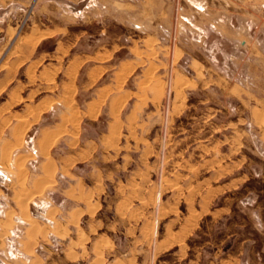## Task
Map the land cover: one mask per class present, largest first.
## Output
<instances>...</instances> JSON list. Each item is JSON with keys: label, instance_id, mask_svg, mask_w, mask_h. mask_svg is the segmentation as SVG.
I'll list each match as a JSON object with an SVG mask.
<instances>
[{"label": "rangeland", "instance_id": "obj_1", "mask_svg": "<svg viewBox=\"0 0 264 264\" xmlns=\"http://www.w3.org/2000/svg\"><path fill=\"white\" fill-rule=\"evenodd\" d=\"M204 1L203 5L202 0L194 3L191 0H151V6L156 4L153 15L137 22L143 27L134 25L133 21L120 22L114 13L92 16L97 8H92L89 18L80 14L76 24L75 18L69 16L71 20L67 23L71 26L63 39L71 47L66 46L67 54L61 59L60 68L55 60L50 61L52 77L48 82H42L39 62L34 64L32 73L15 70L20 78L17 86L21 89L0 108L2 137L9 136L15 121L28 120L31 126L47 121L43 116L46 102L51 105L64 102L67 87L59 83L68 80V67L64 74L63 71L68 53H73L74 42L77 41L78 46L84 39L86 48L90 49L108 40L115 50H121L116 60L129 54L130 63L135 67L121 83L117 81L119 86H116L114 76L119 65L111 67L108 75L114 84V94L127 90L119 98L124 104L118 111V118L114 117L119 132L109 146H105L101 136L109 133L108 125L113 120L107 109L111 95L101 89L99 114L96 118L91 117L86 112V104L103 81L82 90L80 82L85 72L77 75V97L73 98L72 106H67L80 117L77 127L67 123L66 134L53 143L59 146L65 139L76 147L77 159L70 164L67 175L59 171L61 154L53 153L51 149L50 158L40 156L36 138L38 129L32 133L28 131L23 140L21 149L30 150L26 162L28 176L18 183V187L28 184L33 171L43 161L47 166L42 169L48 174L39 191L40 196H26L23 199L26 204L32 199L33 203L55 206L51 197L53 190L61 191L68 182H77V192L82 195L91 194L87 201H77L81 206L74 221H63L65 231L60 229V234L57 229L62 240L48 237L54 230L47 224L45 242L56 251L66 250L67 259L86 264H175L178 254L175 251L166 254V249L178 246L182 248V254L185 253L191 243V233L200 226L201 213L197 209L206 207L208 210L215 206L220 186L234 176V168L242 163L240 157L256 174V184L252 186L263 190L260 196L249 197L251 204L261 203L264 211V178L259 175L264 173V111L254 113L256 122L249 118V107L254 104L247 99L243 101V94L233 89L240 84L258 93V98H264V71L248 75L244 65L241 67L235 62L239 53L233 32L217 24V15L209 17L202 13V7L207 4L209 11L217 12L218 0ZM29 2L24 14L26 24L24 29L18 28L17 35L22 32L25 35L24 32L31 30L42 0ZM90 2L64 1L60 6L77 13ZM92 3L96 4L95 1ZM227 3V9H232V1ZM227 20L232 27V16ZM42 21L45 25L52 24L46 18ZM82 33L84 38L79 39ZM40 40L37 36H19L18 45L29 44V49L36 50ZM53 48V43H49L41 49ZM59 69L62 72L57 74ZM25 75H28V83ZM197 81L207 87H199ZM28 88L35 90L29 94ZM41 90L44 92L40 93ZM42 96H46L44 104L37 107ZM206 99L209 104L204 103L207 107L203 109L187 106L189 101ZM69 114L65 111L51 120L61 124L62 118ZM221 123L226 124L225 129L219 128ZM84 124L97 128L101 136L84 129ZM72 130L75 133H69ZM73 140H77L76 145L71 144ZM73 150L75 148L70 151ZM246 164L241 167L246 169ZM51 165L52 169L49 168ZM2 169L10 173L14 170L13 155ZM12 179L10 174L4 183L16 186V180ZM86 204L90 213H79L83 208L86 210ZM60 215L67 217L63 209L54 207L48 216L55 222L59 221ZM248 221L252 224V217L248 216ZM259 239L260 243L264 242V237Z\"/></svg>", "mask_w": 264, "mask_h": 264}, {"label": "crops", "instance_id": "obj_2", "mask_svg": "<svg viewBox=\"0 0 264 264\" xmlns=\"http://www.w3.org/2000/svg\"><path fill=\"white\" fill-rule=\"evenodd\" d=\"M28 1L30 0H0L2 5L0 7V108L10 101L11 95L18 93L21 89L17 86L20 80V78H17V71H15L17 68L25 70L26 73L29 71L32 73L34 64L39 62L38 66L42 65L40 69V74L43 76L42 82L46 84L47 80L52 77L49 73L51 70L50 64L52 63L50 61L55 60L58 63L57 67H61V59L67 54L65 53L66 46H70L69 44L66 45L65 39H63L65 32L71 26L67 23L71 20L69 16L75 18L74 23L76 24L80 14L89 18L92 8H97L92 16L94 14H96L95 16H101L114 13L117 14L120 22L133 21L134 25L142 26V23L139 25L137 22L142 20V17L153 15L156 5L154 3V7L151 6L149 3L151 0H90V5L81 8L76 13L70 12L60 5H63L64 1L76 2L79 0H42L36 10L31 30L24 32L25 35L22 34L23 32L17 35L18 28L24 22L25 11L30 4ZM92 1H95L96 4L94 3V5ZM227 1H232V9H227L229 5ZM191 2L194 3L195 0H191ZM204 3L205 1L202 0L203 5ZM217 5V12L209 11V5L207 4L206 7H202V13L209 17L217 15V24H221L228 31L233 32L234 42L237 43L236 47L239 53L237 58L235 57V62H239L238 64L241 67L244 65L248 75H252L257 71H264V0H218ZM227 16L228 18L232 16V27L230 20L228 21V18H226ZM43 18H46L52 24L45 25L42 21ZM208 20L210 22V19ZM207 26H210L209 23ZM103 30L104 28L101 29V31ZM19 36L39 37L41 40L38 42V48L31 50L29 44L26 46L18 45ZM83 36L82 33L79 39L84 38ZM107 42L108 40L100 44L97 43L93 47L89 46L94 51L86 48L84 39L80 40L78 46L77 41L74 42L72 45L73 53H68V62L65 64L63 71L64 74L66 67H68V80L59 83V85L67 87V91H64L63 95L64 102L53 105H50V102L45 103L44 107L48 104L43 115L47 120L45 122L31 126L28 120L15 121L9 131V136L2 137L0 133V171L6 174L5 179H0V264H86L81 260H69L67 259L66 250L56 251L48 245V242H45V232L47 224H50L54 232H49L48 237L62 240L63 237L58 234L57 229L60 234H62L60 229L63 232L65 231L63 221L67 220L68 223L74 221L77 209L81 206L77 201H87L91 194L82 195L77 192V182H68V185L61 191L53 190L51 197L55 201V206L48 203L45 205H43L44 203H33L32 199L26 204L23 200L26 196H40L39 191L45 181V176L48 174L42 169L47 166V164L44 166L45 162L43 161L40 167L33 171L34 175L30 178L28 184L23 188L18 187V183L26 175L28 176L26 162L30 156L28 155L30 150L21 149V143H23L28 131L32 133L33 130L38 129L36 138L40 156L50 158L51 149L54 150L53 153L61 154L62 157L61 160H58L60 174L70 173V164L77 159L76 147L69 145L65 142V139L59 142V146H54L53 143L66 134L67 123L77 127V119L80 117L76 111L73 110L72 112V109L70 111L67 106H72L73 98L77 97V75L85 72V76L80 82L82 90L91 88L98 81H103L97 88L98 91L95 92V95L91 96V99L87 102L86 112L91 117H97L100 111V95L103 94L101 89H105L104 92H108L109 96L111 95L107 102V109L113 120L109 122V133L105 136H101V132L99 133L97 128L91 127L89 124H84V129L93 133V135L101 136V141L105 146H109L115 134L119 132V125L114 117L118 118V111L124 104L123 99L119 98L125 95L127 90L121 94H114V84L110 78L108 79V75L111 67L119 65L116 75H114L116 86H119L124 76L131 74L135 67L130 63L129 54L116 60L121 50H115L114 45ZM49 43H53L54 48L52 50L41 49ZM122 49H125V47ZM61 72L62 70L59 69L57 74ZM45 75H47V78H45ZM25 76L28 83V75ZM193 80H190V82H193ZM203 82L206 81L203 80ZM203 82L197 81V84L201 88H206L207 86L203 85ZM233 89L239 94H243V101L247 99L249 103L254 104L250 105L248 116L256 122L254 113L264 111V98H258V93L251 92L249 87L247 89L246 86L240 84H236ZM34 90L33 88L27 89L29 94V91ZM22 91L24 92L23 89ZM42 92L44 90L40 91V93ZM37 95L38 93H36ZM45 99L46 96H42L36 103L37 107H42ZM208 102L209 99L189 101L187 106H198L203 109L207 107ZM187 110L186 113L189 112ZM65 111L70 114L69 117L62 118L61 124L52 122L51 118L60 116ZM219 128L225 129L226 124L221 123ZM20 131L23 133V140L20 139L21 136L18 133ZM69 133H75V131L72 130ZM4 143L5 145H3ZM41 143L43 144L41 145ZM75 143H77V140L71 142L73 145H76ZM73 148L75 150L71 152L70 150ZM81 149L85 151V148L81 147ZM61 150L62 152H60ZM64 151L70 153L65 152L64 154ZM12 155L14 170L10 173L2 168H5V165L9 163ZM239 159L242 163L234 168V176L227 183L220 186V194L215 206L208 210H205L206 207L197 209L201 213L200 221L198 220L200 226L195 233H191V243L185 249V253L182 254V248L178 246L166 249V254H173L174 251L175 254H178L175 264H264V242L260 243L259 241V237H264L263 206L261 203L251 204L250 200L255 196H260L263 190L257 189L256 185L252 186L256 184V174L248 169V163L244 161L243 157ZM17 160L20 162H17ZM244 164H246V169L241 167ZM49 168L52 169V165ZM10 174L13 175L12 181L16 180V186L14 187L4 183ZM259 175L264 178V173ZM62 178L59 177V179ZM78 187L80 188L81 185ZM65 203L68 204L67 207L64 206ZM54 207L63 209L67 217L60 215L59 221L56 220L55 222L54 219H50L48 215ZM83 212L90 213L89 205L86 206V210L83 208L79 213ZM248 216L252 217V224L248 221ZM175 244L177 245V243ZM178 251L179 253H177Z\"/></svg>", "mask_w": 264, "mask_h": 264}, {"label": "bare ground", "instance_id": "obj_3", "mask_svg": "<svg viewBox=\"0 0 264 264\" xmlns=\"http://www.w3.org/2000/svg\"><path fill=\"white\" fill-rule=\"evenodd\" d=\"M38 40H39V39H38ZM117 76H118V75H117ZM121 78H122V77H121ZM71 97H72V96H71ZM50 105H51V104H50ZM69 105H70V104H69ZM70 106H71V105H70ZM90 107H91V106H90ZM95 108H96V106H95ZM97 112H98V110H97ZM94 114H95V113H94ZM73 115H74V114H73ZM76 116H77V115H76ZM93 116H94V115H93ZM69 120H70V119H69ZM74 122H76V121H74ZM27 124H28V123H27ZM76 124H77V123H76ZM74 125H75V124H74ZM27 126H28V125H27ZM21 128H22V127H21ZM21 128H20V129H21ZM23 128H24V127H23ZM25 128H27V127H25ZM27 129H28V128H27ZM64 129H65V128H64ZM17 131H18V129H17ZM18 133H20V136H21L20 139L23 140V138H22L23 133H22L21 131L18 132ZM18 133H17V134H18ZM57 133H58V132H57ZM53 134H55V133H53ZM15 135H16V133H15ZM16 136H17V135H16ZM56 136H57V134H56ZM51 137H52V136H51ZM56 138H57V137H56ZM44 139H45V138H44ZM44 139H43V140H44ZM43 140H42V141H43ZM10 144H11V143H10ZM15 144H16V143H15ZM17 144H19V143L17 142ZM21 144H22V143H21ZM42 144H43V143H41V145H42ZM3 145H5V143H4ZM11 146H12V144H11ZM19 146H20V145H19ZM50 146H51V144H50ZM14 147H15V146H14ZM12 148H13V147H12ZM46 148H48V147H46ZM46 148H45V149H46ZM7 150H8V149H7ZM1 151H2V150H1ZM10 151H12V150H10ZM3 152H4V149H3ZM46 153H47V152H46ZM48 154H49V153H48ZM8 157H9V156H8ZM19 158H20V157H19ZM9 159H10V158H9ZM24 159H25V158H24ZM22 160H23V158H22ZM15 161H16V160H15ZM24 161H25V160H24ZM17 162H20V161L17 160ZM21 163H22V162H21ZM24 163H25V162H24ZM19 164H20V163H19ZM3 165H4V164H3ZM41 177H42V176H41ZM49 185H50V184H49ZM33 196H34V195H33ZM33 225H34V224H33Z\"/></svg>", "mask_w": 264, "mask_h": 264}, {"label": "flooded vegetation", "instance_id": "obj_4", "mask_svg": "<svg viewBox=\"0 0 264 264\" xmlns=\"http://www.w3.org/2000/svg\"><path fill=\"white\" fill-rule=\"evenodd\" d=\"M5 177H6V174L0 171V179H5Z\"/></svg>", "mask_w": 264, "mask_h": 264}, {"label": "built area", "instance_id": "obj_5", "mask_svg": "<svg viewBox=\"0 0 264 264\" xmlns=\"http://www.w3.org/2000/svg\"><path fill=\"white\" fill-rule=\"evenodd\" d=\"M25 24H26V21H24V22L21 24V28H23Z\"/></svg>", "mask_w": 264, "mask_h": 264}]
</instances>
